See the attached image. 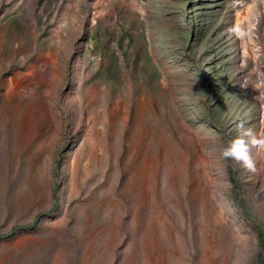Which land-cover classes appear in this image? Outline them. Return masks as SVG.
<instances>
[{
  "label": "rangeland",
  "instance_id": "1",
  "mask_svg": "<svg viewBox=\"0 0 264 264\" xmlns=\"http://www.w3.org/2000/svg\"><path fill=\"white\" fill-rule=\"evenodd\" d=\"M240 122L264 137V0H0V264H257Z\"/></svg>",
  "mask_w": 264,
  "mask_h": 264
},
{
  "label": "clouds",
  "instance_id": "2",
  "mask_svg": "<svg viewBox=\"0 0 264 264\" xmlns=\"http://www.w3.org/2000/svg\"><path fill=\"white\" fill-rule=\"evenodd\" d=\"M239 135L222 147L220 156L224 160H233L248 172L257 171L252 149L264 151V137H257L252 129L244 127V123L237 125Z\"/></svg>",
  "mask_w": 264,
  "mask_h": 264
},
{
  "label": "trees",
  "instance_id": "3",
  "mask_svg": "<svg viewBox=\"0 0 264 264\" xmlns=\"http://www.w3.org/2000/svg\"><path fill=\"white\" fill-rule=\"evenodd\" d=\"M257 237L259 240V252L257 254V264H264V234L262 231L257 233Z\"/></svg>",
  "mask_w": 264,
  "mask_h": 264
},
{
  "label": "bare ground",
  "instance_id": "4",
  "mask_svg": "<svg viewBox=\"0 0 264 264\" xmlns=\"http://www.w3.org/2000/svg\"><path fill=\"white\" fill-rule=\"evenodd\" d=\"M247 8V7H246ZM247 10L245 9V14L244 15H238V17H237V19L238 20H240L243 24L242 25H244V23H245V21L247 20V12H246ZM249 23V25H251V21H249L248 22ZM238 25V24H237ZM238 28V27H237ZM236 28V29H237ZM11 85H14V83H13V81L11 82Z\"/></svg>",
  "mask_w": 264,
  "mask_h": 264
}]
</instances>
